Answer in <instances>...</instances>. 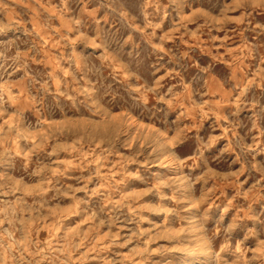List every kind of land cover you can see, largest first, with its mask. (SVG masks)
<instances>
[{
    "label": "rangeland",
    "instance_id": "obj_1",
    "mask_svg": "<svg viewBox=\"0 0 264 264\" xmlns=\"http://www.w3.org/2000/svg\"><path fill=\"white\" fill-rule=\"evenodd\" d=\"M0 264H264V0H0Z\"/></svg>",
    "mask_w": 264,
    "mask_h": 264
}]
</instances>
